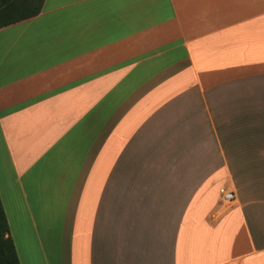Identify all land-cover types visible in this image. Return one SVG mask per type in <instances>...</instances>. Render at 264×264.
<instances>
[{
  "label": "crops",
  "instance_id": "0c3cea01",
  "mask_svg": "<svg viewBox=\"0 0 264 264\" xmlns=\"http://www.w3.org/2000/svg\"><path fill=\"white\" fill-rule=\"evenodd\" d=\"M0 199L20 264H264V0L1 28Z\"/></svg>",
  "mask_w": 264,
  "mask_h": 264
},
{
  "label": "trees",
  "instance_id": "16d2710c",
  "mask_svg": "<svg viewBox=\"0 0 264 264\" xmlns=\"http://www.w3.org/2000/svg\"><path fill=\"white\" fill-rule=\"evenodd\" d=\"M44 0H0V29L38 15ZM0 264H20L0 199Z\"/></svg>",
  "mask_w": 264,
  "mask_h": 264
},
{
  "label": "built area",
  "instance_id": "2783aa9c",
  "mask_svg": "<svg viewBox=\"0 0 264 264\" xmlns=\"http://www.w3.org/2000/svg\"><path fill=\"white\" fill-rule=\"evenodd\" d=\"M219 193H220L223 201L229 202V201L233 200V193L232 192L227 191V190L222 188V189H220Z\"/></svg>",
  "mask_w": 264,
  "mask_h": 264
}]
</instances>
